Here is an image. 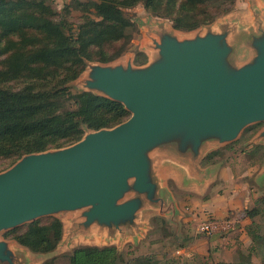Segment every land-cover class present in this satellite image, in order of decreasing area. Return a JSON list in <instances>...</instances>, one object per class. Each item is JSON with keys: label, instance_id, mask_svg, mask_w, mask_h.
Segmentation results:
<instances>
[{"label": "water", "instance_id": "1", "mask_svg": "<svg viewBox=\"0 0 264 264\" xmlns=\"http://www.w3.org/2000/svg\"><path fill=\"white\" fill-rule=\"evenodd\" d=\"M257 2L248 1L249 19L234 12L188 32L146 24L143 64H134L132 54L87 64L83 89L121 103L130 116L112 127L85 129L68 146L24 154L0 172V264H30L29 252L46 259L62 238L106 244L78 248L134 240L147 212L175 227L178 212L161 166L176 167L185 182L202 183L209 171L199 163L208 151L264 123V0ZM250 141L264 144V125ZM60 213L71 217L66 233L59 218L61 239L51 251L33 252L2 237Z\"/></svg>", "mask_w": 264, "mask_h": 264}, {"label": "rangeland", "instance_id": "2", "mask_svg": "<svg viewBox=\"0 0 264 264\" xmlns=\"http://www.w3.org/2000/svg\"><path fill=\"white\" fill-rule=\"evenodd\" d=\"M13 1H18V3L5 2L0 4V88H10L16 90L21 87L28 86L34 91H42L58 86L59 90H61V92L65 95L61 96V98L52 96L50 99L51 102L47 100L46 103L41 104L40 106L41 111L55 109V114H61L64 110L76 109L75 97L77 93L89 92L85 91L79 82L85 74V70L87 69V64L89 62L107 63L108 61L116 58H123L127 54H132L134 64L140 65L145 63L148 59L147 53L143 50L142 46L145 40L143 35L145 25L165 22L166 24L174 27L171 18L174 17V15H177L176 12L179 7V2L176 0L171 1L172 4L169 9H165L163 4H158V6L154 4L151 8H146L142 1H138L132 5H115V7L121 12L120 14L122 15V18L127 21V24L123 29L124 36L118 40L109 42L107 45H102L101 47H87L86 51L90 50L88 53L91 54V60L83 55H80L79 58L82 61L81 64L73 66V62L65 61L62 63V66H57L49 65L43 59H33L31 56L36 50L51 47L53 45L54 39L49 36V34L35 26H32V23L29 21L18 22L12 26H7L9 19L13 16H21L23 13L27 12L41 16L44 19L58 24L60 30L62 31V36L65 37L70 44L76 46L77 48V41L78 38L82 37V33L93 27L92 22L101 20V16L97 15L95 10L96 8L94 6V3H98V0ZM248 1L249 0H205V3L200 4L199 7H204L205 10L208 9L209 13L214 12L217 7L221 6L223 3L222 7H227L226 9L228 10L220 12L208 22L198 23L197 26L191 29L174 28L182 32H188L206 24H215L220 20L233 17L232 13L237 11V9L248 10ZM222 7L218 8L217 11H220ZM198 15L201 17L202 14ZM60 39L62 38L55 39V41H59ZM123 45L125 46L123 47ZM118 51H121V53L113 57V55ZM104 57L113 58L101 61ZM81 66L82 70L75 74ZM71 67H74L73 71L70 70ZM50 72H55L56 77H65V80L61 84H54L44 79L37 80L30 77V75L43 76L44 73L48 74ZM89 93L96 95L93 92ZM123 109L126 114L120 122L126 120L130 116V112L124 107ZM100 112H102V110H100ZM263 125V122H259L245 127L239 138L235 142L228 144L227 147L229 148L225 147L223 151H226V153L222 152V154L224 153L226 155L227 152H231L233 149H240L244 142H247L245 146L248 144L257 145L254 146L255 150H252V152H255V158H259L257 159L259 163L258 169H261V166L264 165V144H254L250 140ZM85 129L87 130L93 128H90L88 124L83 121V119H80L78 130L81 131L82 134L79 139L84 135ZM40 135L35 133V137L38 140L40 139L41 141L48 143L47 146L55 143L54 139L43 138ZM74 142L61 147L68 146ZM61 147H48L44 150ZM24 154L19 157L12 154H0V172L11 167ZM229 156L230 155H226L227 161ZM226 157L222 156L221 158L225 159ZM250 166L251 172H254L257 167V163L251 164ZM246 178H248V176H246ZM261 187L262 188L260 190H252V193H259V195L262 194L261 198H263V185H261ZM254 203L256 206L254 214L255 220L251 224V229L254 230V233L260 235L261 239H258L255 243L251 244L252 247L249 248L239 246L236 247L238 244V242H235V236L238 234L236 227L235 229L228 230L224 233L217 232L214 234L217 236L216 239H218V242H214V244H211V247H209V245L207 246V243H197L196 240L193 239L192 236H188V234L184 236L182 233H176L175 229L168 220L152 212H147L144 216L146 227L142 235L134 240H125L123 243L117 239L110 244L113 246L107 247H115L117 255H123V264H131L132 259L139 256L150 257L152 264H262L264 262V201L257 202V200H253V205ZM210 216L218 217L211 213L194 215L192 222L195 225L193 226H197L201 220L207 219ZM70 217V213L42 216L31 222L21 224L4 232L2 237L16 241L13 235L25 231L29 224L33 222L49 224L52 219H56L58 222H60L61 219L64 226V233H66ZM61 228L62 224L60 222V231ZM61 234L62 232L53 247H56L60 242ZM221 239L226 240L221 242ZM15 244L18 245L17 243ZM92 244L100 246L106 245L95 239H85L79 237L68 242L66 239L62 238L58 247H64V252L56 251L54 252L55 255H51L46 259H44L45 257L43 256H36V254L29 252L30 262L33 261L34 264H68V256L72 250L74 251L78 249L81 245ZM83 247H80L79 249H82ZM103 248H106V246ZM35 257L37 258L35 259Z\"/></svg>", "mask_w": 264, "mask_h": 264}, {"label": "trees", "instance_id": "3", "mask_svg": "<svg viewBox=\"0 0 264 264\" xmlns=\"http://www.w3.org/2000/svg\"><path fill=\"white\" fill-rule=\"evenodd\" d=\"M138 1H142L146 8H151L154 4L156 6L163 4L165 9H169L171 1L175 0H98L94 6L97 15L101 16V20L92 22L93 27L82 33V37L78 38L77 48L62 36L58 24L31 12L11 17L7 26L24 21L31 22L32 26L41 29L54 39L51 47L36 50L31 55L33 59H43L49 65L57 66H62L65 61H70L75 66L82 63L80 55L91 60V54L88 53L90 50L86 51L87 47H101L124 36L123 29L127 21L122 18L121 12L115 5H132ZM176 1L179 2L177 15L171 18L176 28L191 29L198 23L208 22L215 15L228 10L227 7H222L224 3L217 7V9L222 7V11L216 9L209 13L208 9L199 7L200 4L205 3V0ZM5 2L18 3L13 0H0V4ZM197 12L202 14L201 17ZM59 38L62 39L56 40V42L55 39ZM120 53L121 51H118L113 57ZM113 57H104L101 61L110 60ZM70 70L73 71L74 67H71ZM80 70H82V66L75 74ZM55 75V72H50L44 73L43 76L30 75V77L37 80L44 79L54 84H61L65 80V77H56ZM64 95L58 86L42 91H34L28 86L16 90L0 88V154H12L19 157L24 153L41 151L48 147H61L79 139L82 134L78 130L80 119H83L90 128L99 129L113 126L120 122L126 114L121 103L89 92L77 93L75 97L76 109L74 110H64L61 114H55V109L41 111V104L46 103L47 100L51 102L52 96L61 98ZM35 133L41 134L40 136L43 138L54 139L55 143L47 146L48 143L38 140ZM259 201H264V197L257 202ZM255 210L256 207L248 211L247 214L252 217ZM248 230L253 243L261 239V236L254 233L251 227ZM61 232L60 222L52 219L49 224L33 222L27 226L25 231L13 236L16 241L32 251L48 252L54 248ZM123 259V255L118 256L114 247L87 246L74 250L68 256V264H123ZM131 264H152V260L147 256H139L133 258Z\"/></svg>", "mask_w": 264, "mask_h": 264}, {"label": "crops", "instance_id": "4", "mask_svg": "<svg viewBox=\"0 0 264 264\" xmlns=\"http://www.w3.org/2000/svg\"><path fill=\"white\" fill-rule=\"evenodd\" d=\"M255 4L258 6L257 0H255ZM235 14L249 19L251 14L249 3L248 10L237 9ZM246 143L244 142L240 149L227 152L226 155H230L228 161L222 152L226 153L223 150L231 143L208 151L199 163L202 169L209 171L207 178L202 183L185 182L179 169L170 164L161 166L160 177L170 191L178 212L175 224H173L177 230L176 233H182L184 236L188 234L197 243H207V246L211 247V244L218 242L217 236L205 237L197 234L196 226H193L195 224L192 222L194 215L211 213L218 217L231 218L236 221V230H238V234L235 236V242H238L236 247H252L253 242L248 229L254 222L255 216L250 217L247 212L256 207L255 203L253 205V200L258 201L262 196L259 193H252V190H260L261 185L264 188V181L261 182L263 167L258 169L257 159L259 158H255V152H252L255 150L254 146L257 145L248 144L245 146ZM222 156L226 158L222 159ZM252 161L257 163L254 172H251L250 165L254 164ZM224 240L226 239H221V242ZM64 250V247H57L56 249L58 252H64ZM30 264H34L33 261Z\"/></svg>", "mask_w": 264, "mask_h": 264}, {"label": "built area", "instance_id": "5", "mask_svg": "<svg viewBox=\"0 0 264 264\" xmlns=\"http://www.w3.org/2000/svg\"><path fill=\"white\" fill-rule=\"evenodd\" d=\"M235 227L236 221L231 218L210 216L197 224L196 231L198 234L209 237L217 232L224 233L228 230L235 229Z\"/></svg>", "mask_w": 264, "mask_h": 264}]
</instances>
